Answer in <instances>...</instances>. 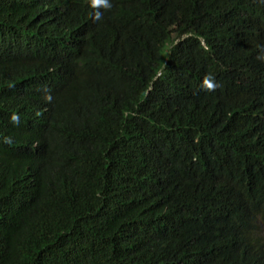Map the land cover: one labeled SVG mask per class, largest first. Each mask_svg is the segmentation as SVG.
Masks as SVG:
<instances>
[{"label":"trees","instance_id":"trees-1","mask_svg":"<svg viewBox=\"0 0 264 264\" xmlns=\"http://www.w3.org/2000/svg\"><path fill=\"white\" fill-rule=\"evenodd\" d=\"M264 0H0V264H264Z\"/></svg>","mask_w":264,"mask_h":264},{"label":"clouds","instance_id":"clouds-1","mask_svg":"<svg viewBox=\"0 0 264 264\" xmlns=\"http://www.w3.org/2000/svg\"><path fill=\"white\" fill-rule=\"evenodd\" d=\"M91 2L93 4V6H95V4H97V3H105L107 5V0H91ZM262 58H264V57H262ZM263 238H264V236H263Z\"/></svg>","mask_w":264,"mask_h":264},{"label":"rangeland","instance_id":"rangeland-1","mask_svg":"<svg viewBox=\"0 0 264 264\" xmlns=\"http://www.w3.org/2000/svg\"><path fill=\"white\" fill-rule=\"evenodd\" d=\"M259 230L264 236V223L263 222L259 224Z\"/></svg>","mask_w":264,"mask_h":264}]
</instances>
